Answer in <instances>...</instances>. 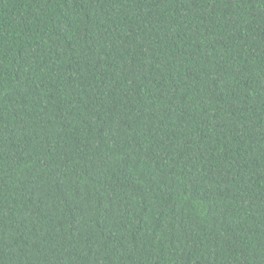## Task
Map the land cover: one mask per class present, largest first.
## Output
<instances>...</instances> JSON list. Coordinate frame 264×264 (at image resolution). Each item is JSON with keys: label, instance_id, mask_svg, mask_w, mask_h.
Instances as JSON below:
<instances>
[{"label": "trees", "instance_id": "16d2710c", "mask_svg": "<svg viewBox=\"0 0 264 264\" xmlns=\"http://www.w3.org/2000/svg\"><path fill=\"white\" fill-rule=\"evenodd\" d=\"M0 264H264V0H0Z\"/></svg>", "mask_w": 264, "mask_h": 264}]
</instances>
